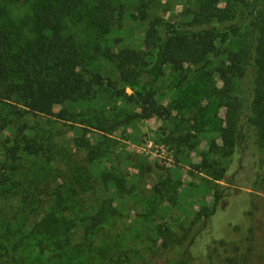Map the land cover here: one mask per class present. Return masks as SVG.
<instances>
[{
	"label": "rangeland",
	"instance_id": "obj_1",
	"mask_svg": "<svg viewBox=\"0 0 264 264\" xmlns=\"http://www.w3.org/2000/svg\"><path fill=\"white\" fill-rule=\"evenodd\" d=\"M99 1L88 0L77 14L66 18L64 36L73 37L88 58L80 79L99 74L122 89L117 67L103 51L113 42L116 51L144 50L151 22L161 19L184 26L207 0H155L147 21L123 19L107 36L91 24V10ZM107 1L124 5L130 13L139 6V0ZM228 1L219 0L222 6ZM38 2L0 0V31L12 34L16 53L36 38ZM247 30L248 24L236 33L221 35L216 53L201 64L184 71L163 69L156 96L172 112L167 122L148 108L119 98L110 88L96 89L91 99L57 107L47 116L24 109L18 114L14 102L0 103V178L4 168L11 174L8 152L22 125L27 126L28 138L45 150L40 155L20 152L19 167L11 178L22 185L0 182V264H170L182 249L156 257L159 230L168 227L179 236L193 232L220 192L224 194L218 205L225 213L223 239L243 241L244 251L253 249L251 264H264L263 176L255 191H247L250 199H241L242 205L236 199L242 189L216 179V172L225 168L233 169L229 180L236 173L231 159L220 154L227 111L216 95L222 87L218 70L227 65L229 53L242 49ZM236 86V94L242 96L249 82L238 81ZM127 94H132L130 89ZM91 151L98 154L94 161L89 160ZM36 181L51 188L36 214L55 212L75 225L62 254L39 249L44 238L33 229V209L38 204L24 198ZM219 185L231 189L221 190ZM240 206H249L255 213L252 231L233 220ZM94 218L101 222L92 230Z\"/></svg>",
	"mask_w": 264,
	"mask_h": 264
},
{
	"label": "trees",
	"instance_id": "obj_2",
	"mask_svg": "<svg viewBox=\"0 0 264 264\" xmlns=\"http://www.w3.org/2000/svg\"><path fill=\"white\" fill-rule=\"evenodd\" d=\"M87 1L39 0L34 10L36 38L19 53L13 51L12 34L0 31V103L14 102L18 114L24 109L26 113L47 116L57 107L91 99L96 89L110 88L119 98L148 108L153 115L167 122L171 120L172 112L161 106L156 96L163 69L169 66L173 70L184 71L187 66L201 64L216 53L221 35L236 33L248 24L242 49L229 53L227 65L218 70L222 87L216 91L227 111L220 154L231 159L236 172L234 179L229 180L233 169H222L216 172V179L229 186L240 187L242 192L236 199L242 205L244 200L241 199L249 198L247 191H255L261 176L264 182V0H229L225 6L219 0H207L192 13L190 22L181 27L156 19L149 24L144 50L116 51L117 42H113L103 51V56L117 67L122 89L118 88V82L106 80L99 74L79 78L88 58L73 37L64 36V20L77 14ZM154 2L139 0L137 9L130 13L124 5L115 6L107 0H100L91 10V24L102 36H107L112 27L123 19L147 21ZM238 81L249 82L242 96L236 94ZM127 89L131 95L127 94ZM26 128V125L19 128L14 146L8 152L13 164L11 174L19 167L20 152L40 155L45 151L43 146L28 138ZM97 157L96 151L90 152V161ZM8 171L4 168L1 184L12 182L16 184L14 186L22 185L14 182ZM79 179L76 182L82 189ZM219 188L231 189L222 185ZM31 189L32 192L24 198L33 205L38 204V209H33L36 218L33 229L44 238L39 249L43 253L62 254L75 225L55 212L36 214L42 210L41 203L44 204L45 198L50 197L51 188L45 182L36 181ZM223 198L224 194L220 192L211 212L203 216V221L193 232L179 236L168 227L160 229L161 246L154 255L163 257L181 248L179 257L170 264H251L253 249L244 251L243 241L235 243L223 239L225 213L218 210ZM251 209L240 206L233 214V220L241 228L252 231L255 213ZM96 219L92 230L101 222Z\"/></svg>",
	"mask_w": 264,
	"mask_h": 264
}]
</instances>
